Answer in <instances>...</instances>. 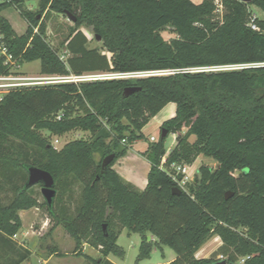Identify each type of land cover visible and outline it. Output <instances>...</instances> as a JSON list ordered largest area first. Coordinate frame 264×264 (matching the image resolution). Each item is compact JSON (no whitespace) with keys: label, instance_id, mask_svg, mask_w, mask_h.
<instances>
[{"label":"trees","instance_id":"1","mask_svg":"<svg viewBox=\"0 0 264 264\" xmlns=\"http://www.w3.org/2000/svg\"><path fill=\"white\" fill-rule=\"evenodd\" d=\"M26 1H0V30L17 63L40 60L41 72L51 75L170 72L24 86L2 96L1 249L15 248L23 226L20 210L41 204L78 247L86 240L101 248L94 264H115L110 254L125 255L118 244L125 228L141 235L136 264L149 258L154 243L171 247L176 258L153 264H211L219 255L228 262L245 258V264H264V32L250 26L257 7L263 16L256 22L264 29V0H222V14L216 0H39L38 11L26 8ZM11 6L28 23L23 34L2 14ZM51 12L73 16L63 42L66 59L46 37L44 20ZM85 28L95 39L101 36L103 49L89 46ZM165 30L176 36L165 39ZM231 64L244 67L191 71ZM13 69L0 55V74ZM130 87L138 89L127 95ZM170 102L176 114L161 126L166 137L150 141L142 153L151 170L140 189L113 166L135 141L146 138L144 126ZM43 130L51 136L75 130L91 136L57 149ZM170 134L177 135V144L167 153ZM110 154L115 157L103 168ZM200 155L218 166L201 164L188 190L174 193L173 166L193 164ZM30 166L55 178L52 204L40 203L33 186L26 187ZM77 182L81 199L72 211ZM7 190L12 195L4 202L1 193ZM215 235L221 245L210 257L197 258ZM17 252L9 264H21L31 254Z\"/></svg>","mask_w":264,"mask_h":264},{"label":"rangeland","instance_id":"2","mask_svg":"<svg viewBox=\"0 0 264 264\" xmlns=\"http://www.w3.org/2000/svg\"><path fill=\"white\" fill-rule=\"evenodd\" d=\"M25 7L38 11L40 9V1L27 0ZM252 9L259 17L263 16V12L259 8L252 7ZM3 13L8 15L13 20L16 30H22V23H18L17 19L20 13L15 6L8 7ZM20 17L22 16L20 15ZM44 21L46 22L47 40L55 49H57L59 54L66 59L68 52L65 49L63 42H65L69 34L70 26L74 25V22L66 15L57 12H51L49 16L45 17ZM84 30L89 39H91L89 46L103 49L101 41L95 39L94 33L88 28H85ZM163 36L165 39L171 40L176 36V34L169 30H165L163 31ZM15 73L21 76L39 77L45 75L41 72L40 60L19 62L15 68ZM1 96L2 95L0 94V98ZM42 132L45 136L50 137L52 144L57 149H61L69 141L81 138L88 139L91 136L89 132L80 130L69 132L63 136H51V134L46 130H43ZM184 133L185 132H183V134ZM152 137L153 136L150 137V140ZM190 139L191 141H194L195 137L192 136ZM176 144L177 135L170 134L165 141L166 148L168 149V147H170V149H172ZM95 158L98 161L100 159V155L95 153ZM204 163L213 167L218 166V163L214 159L202 156L201 160L193 166V170L196 171L197 165L200 166ZM236 173L238 174L239 171ZM41 188V184L33 186V193L38 198L40 203L45 200ZM81 190L82 184L79 182L74 184L73 197L70 202L72 211L75 210L81 199ZM11 195L12 193L9 190L1 193V197L4 202H7L11 198ZM109 211H111V209ZM19 214L21 216L23 226L17 237H14L15 241L13 244L15 247L14 249L16 250L11 247L2 250L0 247V264H9L11 258L19 257V253L17 251L24 252L25 250L31 251V254L28 259L23 261L21 264H94V260L100 257L101 248L93 247L86 240H83L82 244L78 247L75 239L66 230V228L62 224H55L49 216L45 205L43 206L40 204L29 209L20 210ZM118 244L122 245L124 250H126L125 256L121 258L120 256L114 254L110 255L123 264H136L141 244V235L136 232L129 234L128 229L125 228L119 236ZM172 255L176 256V252L171 247L154 243L150 256L145 259V262H166ZM44 260L48 261L45 262Z\"/></svg>","mask_w":264,"mask_h":264},{"label":"built area","instance_id":"3","mask_svg":"<svg viewBox=\"0 0 264 264\" xmlns=\"http://www.w3.org/2000/svg\"><path fill=\"white\" fill-rule=\"evenodd\" d=\"M0 1H3V0H0ZM221 1L222 0H216L217 12L220 14H222L223 12V6H222ZM257 16L258 15L256 13L253 14L251 22H250V26L252 29L256 31L264 32V29H262L256 22ZM35 30L37 31V29ZM3 38H4V34L0 30V55H3L5 57L6 63H11L14 65L13 72H10L8 74H0V91L3 92V95L11 91L12 89L24 87V86L47 85V84L62 83V82H68V81H73V82L94 81V80H104V79H111V78L144 76V75H150V74H165V73L170 72L168 70H161V71L137 72V73L87 72L82 75L45 74L39 77L21 76L15 73V68L19 63H17L14 60L13 55L8 51ZM243 67L244 65L242 64L203 66V67L192 68L191 71H218V70L239 69ZM58 118H61V116H59ZM151 141H155L154 136L151 138ZM57 142H58V139H57ZM193 166H195L194 163L173 166L176 172L173 173L172 176H173V179L177 182V186L180 189L188 190L189 183L194 179L195 174L198 171L197 169L196 171H194ZM179 174H182V177H179ZM15 237H17V235H15ZM218 259H223V255H219ZM243 263H245V258H242L239 264H243Z\"/></svg>","mask_w":264,"mask_h":264},{"label":"crops","instance_id":"4","mask_svg":"<svg viewBox=\"0 0 264 264\" xmlns=\"http://www.w3.org/2000/svg\"><path fill=\"white\" fill-rule=\"evenodd\" d=\"M196 3L201 2L202 0H193ZM4 12V11H3ZM2 14L9 19L12 26L15 28V23L13 20L6 14ZM18 23H22V30L16 32L18 34H23L26 32L28 23L22 17H17ZM0 94L3 95V92L0 91ZM176 114V104L173 102L168 103L156 116H154L150 122L144 126L143 132L146 136L144 139L137 140L133 143L132 148L128 151V153L119 158L115 164L114 168L117 170L127 181L132 182L135 186L140 189H144L148 183V175L151 170L150 162L142 155V153L146 152L149 147L150 137L154 136L156 140L160 138L161 135V126L163 122ZM175 135V134H172ZM170 147L167 149V153L170 151ZM202 155L198 157V159L194 162V165L197 164L199 160H201ZM199 165H197L198 170ZM130 234V233H129ZM151 238L149 240H156V236L149 235ZM148 236V238H149ZM222 240L218 235L210 238L206 243L202 245V247L196 252L197 258H207L210 257L211 254L221 245ZM122 246V245H121ZM126 253V250H125ZM125 256V255H124ZM123 256V257H124ZM121 257V258H123ZM115 264H123L119 260H116L112 255L108 257ZM176 258L175 255H172L170 259L166 262H170ZM47 262L48 260H44ZM162 263V262H158ZM139 264H153L145 262L142 260Z\"/></svg>","mask_w":264,"mask_h":264},{"label":"water","instance_id":"5","mask_svg":"<svg viewBox=\"0 0 264 264\" xmlns=\"http://www.w3.org/2000/svg\"><path fill=\"white\" fill-rule=\"evenodd\" d=\"M241 1L249 2L251 0H241ZM70 18L73 19V16H70ZM96 39L98 41H101V36L97 35ZM137 89H138L137 87H130L126 90V94L128 95ZM166 135H167V131L165 129H163L161 132V137L164 138V137H166ZM114 157H115L114 154L108 155L103 161V164H102L103 168H105L110 162H112ZM36 184L42 185L41 189H42V193L44 195L45 200L48 202V204H52L53 200L57 194V190L55 188V178L47 170H44V169L37 167V166H30L29 167V177H28V181L26 183V187L28 188V187L34 186ZM173 192L174 193H181L182 189L175 186L173 188ZM231 195H232V193L228 192L226 197L229 198ZM150 238L151 237L149 236V239ZM211 264H238V263L228 262L227 259H219L218 261H215ZM243 264H245V263H243Z\"/></svg>","mask_w":264,"mask_h":264}]
</instances>
